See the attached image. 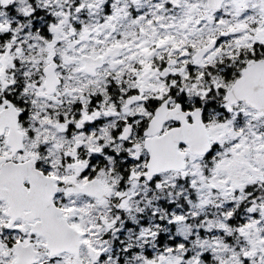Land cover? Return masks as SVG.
<instances>
[{
    "label": "snow or ice",
    "instance_id": "1",
    "mask_svg": "<svg viewBox=\"0 0 264 264\" xmlns=\"http://www.w3.org/2000/svg\"><path fill=\"white\" fill-rule=\"evenodd\" d=\"M0 264H264V0H0Z\"/></svg>",
    "mask_w": 264,
    "mask_h": 264
}]
</instances>
